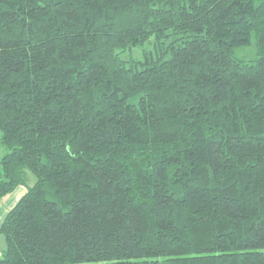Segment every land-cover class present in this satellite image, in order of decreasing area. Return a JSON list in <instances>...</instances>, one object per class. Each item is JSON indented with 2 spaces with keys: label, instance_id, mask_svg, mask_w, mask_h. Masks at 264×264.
I'll list each match as a JSON object with an SVG mask.
<instances>
[{
  "label": "trees",
  "instance_id": "trees-1",
  "mask_svg": "<svg viewBox=\"0 0 264 264\" xmlns=\"http://www.w3.org/2000/svg\"><path fill=\"white\" fill-rule=\"evenodd\" d=\"M0 131V264H264V0H0Z\"/></svg>",
  "mask_w": 264,
  "mask_h": 264
},
{
  "label": "crops",
  "instance_id": "crops-1",
  "mask_svg": "<svg viewBox=\"0 0 264 264\" xmlns=\"http://www.w3.org/2000/svg\"><path fill=\"white\" fill-rule=\"evenodd\" d=\"M19 188H17L13 193L7 195L0 201V227L4 219L6 218L7 214L13 209V207L19 202V200L27 192V189L25 187L22 190ZM5 249H6L5 238L2 234H0V253H1L0 255L3 254Z\"/></svg>",
  "mask_w": 264,
  "mask_h": 264
},
{
  "label": "rangeland",
  "instance_id": "rangeland-1",
  "mask_svg": "<svg viewBox=\"0 0 264 264\" xmlns=\"http://www.w3.org/2000/svg\"><path fill=\"white\" fill-rule=\"evenodd\" d=\"M255 52V43H253L252 45H250L249 47H247V48H243V49H239L238 51H237V54L239 55V56H246L247 58H252L253 57V53ZM126 57V56H125ZM1 136H2V133H1V131H0V139H1ZM5 152H6V150H5V148L2 146V144L0 143V160H1V158L3 157V155L5 154ZM31 176V184H33L34 183V181H35V177L33 176V175H30ZM19 189H24V187H21V188H19ZM21 190H19V191H21ZM1 254V253H0ZM2 256H3V254L2 255H0V258H2Z\"/></svg>",
  "mask_w": 264,
  "mask_h": 264
}]
</instances>
